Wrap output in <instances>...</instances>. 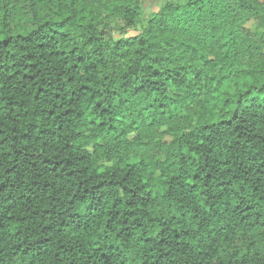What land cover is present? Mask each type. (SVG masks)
<instances>
[{"label": "trees", "instance_id": "1", "mask_svg": "<svg viewBox=\"0 0 264 264\" xmlns=\"http://www.w3.org/2000/svg\"><path fill=\"white\" fill-rule=\"evenodd\" d=\"M0 0V264H264V0Z\"/></svg>", "mask_w": 264, "mask_h": 264}, {"label": "rangeland", "instance_id": "2", "mask_svg": "<svg viewBox=\"0 0 264 264\" xmlns=\"http://www.w3.org/2000/svg\"><path fill=\"white\" fill-rule=\"evenodd\" d=\"M160 4V0H151L147 8V12L155 11Z\"/></svg>", "mask_w": 264, "mask_h": 264}]
</instances>
